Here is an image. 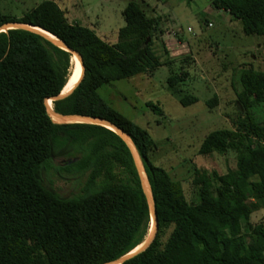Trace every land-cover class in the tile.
I'll return each instance as SVG.
<instances>
[{
    "label": "trees",
    "instance_id": "obj_1",
    "mask_svg": "<svg viewBox=\"0 0 264 264\" xmlns=\"http://www.w3.org/2000/svg\"><path fill=\"white\" fill-rule=\"evenodd\" d=\"M211 2L240 21L246 36L264 37V0ZM123 17L126 25L110 43L71 24L54 1L21 18L0 10V27L18 22L41 28L77 51L85 68L67 99L48 102L66 87L72 54L33 32L0 33V264H106L140 246L151 229L147 197L125 141L103 126L55 123L51 102L60 114L112 123L131 138L142 160L159 230L145 252L124 264H264V223L251 222L264 211V119L253 112L264 109V72L250 64L242 69L234 129L209 133L199 150L203 156L235 153L236 168L199 177V203L190 204L182 184L152 163L157 144L149 133L99 95L105 85L164 66L152 49L161 18L147 15L136 1ZM182 76H170L168 87L189 107L199 100L181 95ZM208 105L216 107L218 97ZM63 155L78 158L58 170L88 173L83 195L63 198L43 184L41 171Z\"/></svg>",
    "mask_w": 264,
    "mask_h": 264
},
{
    "label": "rangeland",
    "instance_id": "obj_2",
    "mask_svg": "<svg viewBox=\"0 0 264 264\" xmlns=\"http://www.w3.org/2000/svg\"><path fill=\"white\" fill-rule=\"evenodd\" d=\"M45 1L56 2L71 24L91 28L110 43L117 41L118 31L125 27L123 11L131 1L140 4L150 17L161 18L152 49L164 66L153 73L105 85L99 95L108 106L149 133L157 144L150 155L152 163L182 184L190 204L199 203V177L213 172L223 175L236 168L235 153L203 156L199 150L209 133L234 129L237 92L242 88L240 74L249 64L264 72V37L246 36L240 21L214 8L211 0H0V10L21 18ZM175 74L183 75L181 95L195 96L198 103L189 107L180 104L179 96L168 87L169 77ZM214 96L218 105L210 108L208 102ZM258 110L253 112L264 119V109ZM76 158L54 157L50 169L41 171L43 184L63 198L86 193L88 173L58 170ZM138 160L142 164L139 154ZM251 222L264 223V211L253 214ZM171 231L164 234L163 243Z\"/></svg>",
    "mask_w": 264,
    "mask_h": 264
},
{
    "label": "water",
    "instance_id": "obj_3",
    "mask_svg": "<svg viewBox=\"0 0 264 264\" xmlns=\"http://www.w3.org/2000/svg\"><path fill=\"white\" fill-rule=\"evenodd\" d=\"M15 29L25 30V31H29V32H33L35 34H38L44 40L54 44L55 46L59 47L60 49L72 54V56L77 61L80 62L81 68H82V73H81V76H80L78 82L75 84V86L72 88V90H70L69 92H67L65 94L62 92L60 95L56 96L51 101H61V100L67 99L75 91V89L79 86V84L81 83V81L84 77L85 68L83 65V60H82L81 55L77 51L69 48L64 42L59 40L57 37H55L51 33L47 32L41 28H38V27H34V26H30V25H26V24H22V23H18V22H11V23H6V24L2 25L0 27V33H4V32H7L9 30H15ZM43 31L50 34L51 36H54L55 38H51V37L47 36ZM74 68H75V65H73V62H72V71L74 70ZM47 105H48V103H47ZM48 113H49L51 119L55 123H59V122H56L54 119H59L61 121H67V120H70V121L72 120L75 122L82 121L81 123H88V124L103 126V127H106L107 129L115 132L117 135H119L125 141V143L129 147V149L132 153V156L134 158V162H135V165H136V168H137V171L139 174L140 182H141V187H142L143 192L145 193V195L147 197V201H148L150 213H151V229H150V232H149L147 238L145 239V241L140 246H138L139 248L137 247L138 250L136 252H133L135 250L134 249L133 251H131L127 255H125V256H123V257H121V258H119L113 262L106 263V264H124L125 262L131 260L132 258L136 257L137 255L145 252L153 244V242L155 241V239L157 237L158 230H159L158 217H157L156 205H155V201L153 198L151 188H150V190L147 189V187L145 185V181H144L143 176H142V169L144 170L143 164L140 165L139 164L140 162H138L139 161L138 160V152H137L135 145L132 142L131 138L125 132H123L121 129H119L118 127H116L115 125H113L112 123H110L104 119L95 118V117H88V116H80V115H63V114L56 112L53 108H51V107L49 108V105H48ZM64 123H69V122H64ZM64 123H60V124H64ZM71 123H73V122H71ZM132 146L135 148V150L137 152V156L134 154V152L132 150ZM76 161H77V159L74 161H69L68 164L74 163Z\"/></svg>",
    "mask_w": 264,
    "mask_h": 264
},
{
    "label": "bare ground",
    "instance_id": "obj_4",
    "mask_svg": "<svg viewBox=\"0 0 264 264\" xmlns=\"http://www.w3.org/2000/svg\"><path fill=\"white\" fill-rule=\"evenodd\" d=\"M44 32V31H43ZM47 36H49V37H51V38H55L54 36H51L50 34H48V33H46V32H44ZM72 62H73V65H75V68H74V70L73 71H71V76L69 77V80H68V82H67V85H66V87L64 88V90H63V93L65 94V93H67V92H69L70 90H72V88L75 86V84L78 82V80H79V78H80V76H81V73H82V68H81V64H80V62L79 61H77L74 57L72 58ZM51 100H49L48 102H50ZM53 105H52V102L50 103V107L51 108H53L52 107ZM56 122H59V123H64V122H69V123H71V122H73V123H81L82 121H78V122H75V121H70V120H67V121H61V120H59V119H54ZM132 150H133V152H134V154L137 156V152H136V150H135V148L132 146ZM139 162V161H138ZM140 164V163H139ZM141 165V164H140ZM142 176H143V179H144V181H145V185H146V187H147V189L148 190H150V186H149V182H148V179H147V176H146V174H145V172H144V170L142 169ZM139 248V247H138ZM138 248L137 249H135L133 252H136L137 250H138Z\"/></svg>",
    "mask_w": 264,
    "mask_h": 264
},
{
    "label": "crops",
    "instance_id": "obj_5",
    "mask_svg": "<svg viewBox=\"0 0 264 264\" xmlns=\"http://www.w3.org/2000/svg\"><path fill=\"white\" fill-rule=\"evenodd\" d=\"M261 38H262V37H261ZM254 62H255V64H256V63L258 64L260 61H258V60H257V57L254 56Z\"/></svg>",
    "mask_w": 264,
    "mask_h": 264
}]
</instances>
